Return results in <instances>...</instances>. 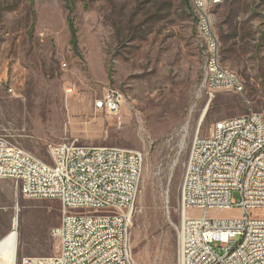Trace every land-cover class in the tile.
Segmentation results:
<instances>
[{
	"label": "rangeland",
	"instance_id": "374dc122",
	"mask_svg": "<svg viewBox=\"0 0 264 264\" xmlns=\"http://www.w3.org/2000/svg\"><path fill=\"white\" fill-rule=\"evenodd\" d=\"M207 12L220 65L237 75L240 93L203 85L189 0H0V133L43 161L50 159L48 146L60 142L140 151L144 168L131 228L135 264H177L179 185L194 134L264 110V0H221ZM109 87L124 98L118 115L93 106ZM232 198L238 199L236 191ZM14 215L15 264L55 253L58 201L16 195L12 180L0 179V238Z\"/></svg>",
	"mask_w": 264,
	"mask_h": 264
},
{
	"label": "built area",
	"instance_id": "2783aa9c",
	"mask_svg": "<svg viewBox=\"0 0 264 264\" xmlns=\"http://www.w3.org/2000/svg\"><path fill=\"white\" fill-rule=\"evenodd\" d=\"M189 2L196 17L195 5L209 9L219 0ZM208 24L210 17L197 18L204 46L202 83L240 93L237 75L217 64L218 39ZM123 99L119 90L109 87L93 106L118 115ZM48 153V161L38 159L0 133V179L12 180L20 196L60 204V220L51 229L55 253L25 256L20 264H135L131 228L142 153L74 142L50 144ZM233 191L238 199L232 198ZM179 199L177 264H264V110L218 120L208 135L194 134ZM190 209L202 213L194 216ZM232 209L239 213L209 215L211 210Z\"/></svg>",
	"mask_w": 264,
	"mask_h": 264
},
{
	"label": "bare ground",
	"instance_id": "6f19581e",
	"mask_svg": "<svg viewBox=\"0 0 264 264\" xmlns=\"http://www.w3.org/2000/svg\"><path fill=\"white\" fill-rule=\"evenodd\" d=\"M221 0H219L220 2ZM218 2V3H219ZM195 14H196V22L197 18H207L210 17L207 12L206 4H198L195 5ZM208 31L213 32L212 24H208ZM197 47L200 51L202 57V69L204 68V46L201 45V41L199 38L197 39ZM217 64L220 65L219 58L217 55ZM221 66V65H220ZM227 72H232L226 68ZM233 73V72H232ZM216 88H224V87H216ZM205 109L202 111L198 123L201 122ZM17 225L18 221L14 215L12 218L11 229L7 232L2 238H0V264H15L16 262V253H17Z\"/></svg>",
	"mask_w": 264,
	"mask_h": 264
},
{
	"label": "trees",
	"instance_id": "16d2710c",
	"mask_svg": "<svg viewBox=\"0 0 264 264\" xmlns=\"http://www.w3.org/2000/svg\"><path fill=\"white\" fill-rule=\"evenodd\" d=\"M69 28H70V32H71V42L73 43V45L75 44L76 42V39H75V30L73 28V24L71 21H69ZM173 237H172V242H173Z\"/></svg>",
	"mask_w": 264,
	"mask_h": 264
},
{
	"label": "crops",
	"instance_id": "0c3cea01",
	"mask_svg": "<svg viewBox=\"0 0 264 264\" xmlns=\"http://www.w3.org/2000/svg\"><path fill=\"white\" fill-rule=\"evenodd\" d=\"M13 192H14V191H12V190L8 191V196H9V197H12L13 194H14ZM5 193H6V191H3V192H2V190H1V196H4ZM15 193H16V190H15ZM6 195H7V194H6ZM16 195H17V193H16Z\"/></svg>",
	"mask_w": 264,
	"mask_h": 264
}]
</instances>
